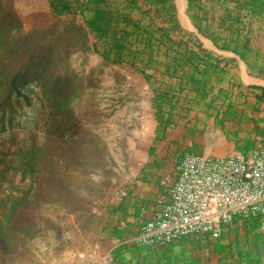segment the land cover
<instances>
[{
	"label": "crops",
	"instance_id": "obj_1",
	"mask_svg": "<svg viewBox=\"0 0 264 264\" xmlns=\"http://www.w3.org/2000/svg\"><path fill=\"white\" fill-rule=\"evenodd\" d=\"M44 1L56 18L82 22L81 14L64 12L75 2L107 14L116 20L112 31L140 33L141 48L157 50V60H129L155 66L145 74L120 65L148 82L154 124L145 154L122 183L127 196L102 206L96 258L110 264H264L260 216H235L219 238L188 235L151 247L133 240L158 212L157 200L168 195L161 180L185 151L249 155L264 147V0ZM161 94L174 105L158 110L154 99Z\"/></svg>",
	"mask_w": 264,
	"mask_h": 264
},
{
	"label": "trees",
	"instance_id": "obj_2",
	"mask_svg": "<svg viewBox=\"0 0 264 264\" xmlns=\"http://www.w3.org/2000/svg\"><path fill=\"white\" fill-rule=\"evenodd\" d=\"M64 8L82 22L57 18L26 31L15 0H0V264L15 263L31 251V240L57 228L49 208L76 214L85 207L79 188L107 166V146L73 106L83 82L72 55L94 50L107 63H128L143 74L155 66L129 60H157L155 48H141L140 33L112 31L116 20L109 15L78 2ZM154 101L158 110L174 105L168 94Z\"/></svg>",
	"mask_w": 264,
	"mask_h": 264
},
{
	"label": "rangeland",
	"instance_id": "obj_3",
	"mask_svg": "<svg viewBox=\"0 0 264 264\" xmlns=\"http://www.w3.org/2000/svg\"><path fill=\"white\" fill-rule=\"evenodd\" d=\"M15 7L26 31L57 19L47 11L44 0H15ZM62 19L81 22L80 17ZM71 63L83 82V90L73 102L74 109L81 123L98 133L107 146V166H100L79 188L85 207L76 214L49 208L48 215L57 228L45 230L31 240V251L15 263L10 258V264H99L94 246L102 206L112 198L114 189L123 188L122 183L150 142L154 110L152 92L143 76L130 67L107 63L94 50L75 52Z\"/></svg>",
	"mask_w": 264,
	"mask_h": 264
},
{
	"label": "built area",
	"instance_id": "obj_4",
	"mask_svg": "<svg viewBox=\"0 0 264 264\" xmlns=\"http://www.w3.org/2000/svg\"><path fill=\"white\" fill-rule=\"evenodd\" d=\"M161 183L168 195L157 200L159 210L142 224L133 238L136 243L151 247L199 234L219 238L235 216H260L264 229V147L249 155L185 151ZM127 194L125 188H116L112 199L121 202ZM141 210L146 212L145 207ZM99 264L110 262L103 259Z\"/></svg>",
	"mask_w": 264,
	"mask_h": 264
}]
</instances>
